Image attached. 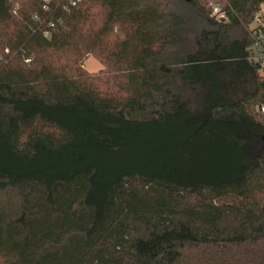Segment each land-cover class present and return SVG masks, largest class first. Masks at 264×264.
Instances as JSON below:
<instances>
[{
    "label": "trees",
    "instance_id": "obj_1",
    "mask_svg": "<svg viewBox=\"0 0 264 264\" xmlns=\"http://www.w3.org/2000/svg\"><path fill=\"white\" fill-rule=\"evenodd\" d=\"M225 1L0 0V264H264V0Z\"/></svg>",
    "mask_w": 264,
    "mask_h": 264
},
{
    "label": "built area",
    "instance_id": "obj_2",
    "mask_svg": "<svg viewBox=\"0 0 264 264\" xmlns=\"http://www.w3.org/2000/svg\"><path fill=\"white\" fill-rule=\"evenodd\" d=\"M44 9H46V2L43 0ZM78 0H70V5H75ZM212 16L218 22H228L229 15L225 9V0H209ZM262 9L255 15L252 22L248 25L247 30L252 38V42L248 47L249 56L248 60L257 65L260 72L264 73V13H261ZM53 25V24H52ZM264 111V106L260 108Z\"/></svg>",
    "mask_w": 264,
    "mask_h": 264
},
{
    "label": "rangeland",
    "instance_id": "obj_3",
    "mask_svg": "<svg viewBox=\"0 0 264 264\" xmlns=\"http://www.w3.org/2000/svg\"><path fill=\"white\" fill-rule=\"evenodd\" d=\"M261 13H264V9H262ZM82 66L89 73H97L103 69V65L91 55H88L83 59Z\"/></svg>",
    "mask_w": 264,
    "mask_h": 264
}]
</instances>
